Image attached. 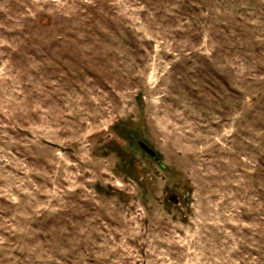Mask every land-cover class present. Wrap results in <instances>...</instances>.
I'll use <instances>...</instances> for the list:
<instances>
[{
	"label": "rangeland",
	"instance_id": "1",
	"mask_svg": "<svg viewBox=\"0 0 264 264\" xmlns=\"http://www.w3.org/2000/svg\"><path fill=\"white\" fill-rule=\"evenodd\" d=\"M0 264H264V0H0Z\"/></svg>",
	"mask_w": 264,
	"mask_h": 264
},
{
	"label": "water",
	"instance_id": "2",
	"mask_svg": "<svg viewBox=\"0 0 264 264\" xmlns=\"http://www.w3.org/2000/svg\"><path fill=\"white\" fill-rule=\"evenodd\" d=\"M137 144H138V146H139L144 152H146V154L149 155L150 158H152L155 162H157L158 164H160L159 161H158V159L156 158V156H155V154H154V152H153L152 149H150L149 147H147V146H146L143 142H141V141H137ZM168 199H169L170 201L174 202V203L176 202V198H175L174 194H171V195L169 196Z\"/></svg>",
	"mask_w": 264,
	"mask_h": 264
}]
</instances>
